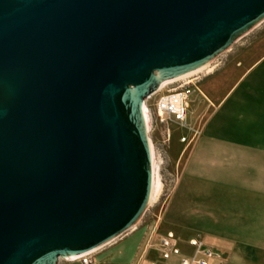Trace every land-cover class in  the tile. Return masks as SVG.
I'll list each match as a JSON object with an SVG mask.
<instances>
[{
    "label": "water",
    "instance_id": "1",
    "mask_svg": "<svg viewBox=\"0 0 264 264\" xmlns=\"http://www.w3.org/2000/svg\"><path fill=\"white\" fill-rule=\"evenodd\" d=\"M264 20V0H0V264H59L151 198L143 106Z\"/></svg>",
    "mask_w": 264,
    "mask_h": 264
},
{
    "label": "rangeland",
    "instance_id": "2",
    "mask_svg": "<svg viewBox=\"0 0 264 264\" xmlns=\"http://www.w3.org/2000/svg\"><path fill=\"white\" fill-rule=\"evenodd\" d=\"M262 55L264 20L216 57L206 69L190 76L206 98L200 96L191 104L185 125L173 121L157 124L153 119L149 120L148 134L161 188L135 224L146 228L148 237L171 231L182 242L195 236L214 244L227 255L233 248L234 191L219 186V182L205 180L203 174V143L208 133L226 129L225 122L219 124L218 119L208 124L210 117L216 114L209 93H214L217 101L240 72ZM213 79L216 82L211 84ZM181 83L175 81L162 90L177 88ZM158 96H152L145 104H152ZM168 133L171 135L168 136ZM183 138L186 140L182 141ZM77 261L67 263L77 264Z\"/></svg>",
    "mask_w": 264,
    "mask_h": 264
},
{
    "label": "crops",
    "instance_id": "3",
    "mask_svg": "<svg viewBox=\"0 0 264 264\" xmlns=\"http://www.w3.org/2000/svg\"><path fill=\"white\" fill-rule=\"evenodd\" d=\"M163 93L160 90L155 95ZM209 94L216 114L208 124L218 119L219 124L225 122L226 129L208 133L203 143V174L205 180L219 182V186L234 191L235 238L228 255L203 241L221 254L223 264H264V55L241 71L217 101L214 93ZM200 96L206 95L194 83L188 113ZM145 229L135 225L94 250L93 264H135L140 246L148 239ZM70 261L74 260H60L59 264ZM77 264L81 263L77 261ZM158 264L176 262L158 260Z\"/></svg>",
    "mask_w": 264,
    "mask_h": 264
},
{
    "label": "built area",
    "instance_id": "4",
    "mask_svg": "<svg viewBox=\"0 0 264 264\" xmlns=\"http://www.w3.org/2000/svg\"><path fill=\"white\" fill-rule=\"evenodd\" d=\"M178 81L182 82L180 86L165 91L152 104H144L143 109H145L144 112L149 120L153 119L157 124H166L168 121H173L180 125H185L189 98L195 82L190 76ZM185 140L186 138L182 139V141ZM221 257V254L213 246L204 242L201 238L194 236L185 242H181L173 232L169 231L165 235L149 236L146 242L140 246L135 264H158V260L163 262L175 260L176 264H212L214 261L222 263ZM74 258V260H78L81 264H93L94 250Z\"/></svg>",
    "mask_w": 264,
    "mask_h": 264
},
{
    "label": "bare ground",
    "instance_id": "5",
    "mask_svg": "<svg viewBox=\"0 0 264 264\" xmlns=\"http://www.w3.org/2000/svg\"><path fill=\"white\" fill-rule=\"evenodd\" d=\"M210 63H211V62H210ZM210 63H209V64H210ZM209 64H207V65H205L204 67L199 68V69H197V70H195V71H193V72H190V73H188V74H186V75H183V76H181V77H178V78H176V79L166 81V82L162 83L161 88H164L166 85L171 84V83H173V82H175V81H178V80H180V79H182V78H186V77H189V76H191V75H194V74L200 72L201 70H204L205 68H207ZM144 108H145V107H144ZM144 111H145V109H144ZM144 114H145V117H146L147 128H148V130H149V129H150V121H149V119H148V117H147V115H146L145 112H144ZM150 147H151L152 165H153V183H152V192H151V198H150V200H151V199H153L154 196H156V194L159 192V190H160V188H161V182H160V180H159V176H158V174H157V164H156V161H155L153 145L151 144V142H150ZM71 259L74 260L75 258L73 257V258H71Z\"/></svg>",
    "mask_w": 264,
    "mask_h": 264
}]
</instances>
